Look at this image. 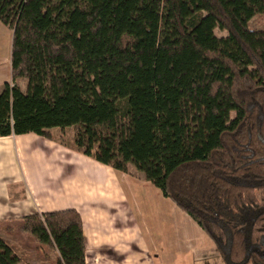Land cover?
Masks as SVG:
<instances>
[{"label":"trees","instance_id":"obj_1","mask_svg":"<svg viewBox=\"0 0 264 264\" xmlns=\"http://www.w3.org/2000/svg\"><path fill=\"white\" fill-rule=\"evenodd\" d=\"M263 14L264 0H0V137L75 127L70 146L142 172L225 264H264V29L250 26ZM23 222L55 264H87L77 209ZM20 261L0 235V264Z\"/></svg>","mask_w":264,"mask_h":264},{"label":"crops","instance_id":"obj_2","mask_svg":"<svg viewBox=\"0 0 264 264\" xmlns=\"http://www.w3.org/2000/svg\"><path fill=\"white\" fill-rule=\"evenodd\" d=\"M6 27L13 41V30ZM11 54L9 46L0 52V91L12 82ZM25 83L18 80L22 89ZM56 130L64 131L52 128L53 135ZM71 139L33 132L0 137V222L75 208L84 221L87 264H225L212 239L177 205H170L169 215L163 213L162 218L157 213L151 218L136 215L139 200L134 203V192L129 194L133 185L151 190L153 202L170 199L142 172L133 166L123 172L101 163L70 146ZM107 203L119 208L111 214L102 206ZM161 221L172 232H164Z\"/></svg>","mask_w":264,"mask_h":264},{"label":"rangeland","instance_id":"obj_3","mask_svg":"<svg viewBox=\"0 0 264 264\" xmlns=\"http://www.w3.org/2000/svg\"><path fill=\"white\" fill-rule=\"evenodd\" d=\"M250 26L253 29H264V14L256 15L255 17H253L250 21ZM9 33L10 30L5 26V24L0 22V52L5 50L8 46L9 48H12V41H10ZM215 33L220 37L227 36V31L220 28H216ZM23 90H26V83L23 87ZM75 129V127H70L63 132L61 130H56V134L53 136L68 140L71 139V137L73 138ZM153 187L156 188V186L154 185ZM133 192L135 194V197H132L130 195L131 199L133 198L134 203L139 200V202H137L138 209H136L138 212L136 213V215L138 217H141L145 213L148 214V217L151 218V214L157 213V216L159 218H162L164 215L163 213L169 215L171 206L177 207L171 199H167V202H162V200L159 202H153L152 199L154 193L151 190L150 192L146 189L144 190V188H142V186L140 185H133L129 194H132ZM142 200L145 201L144 205L148 204L145 209L144 207H142ZM102 206L104 208H108L111 211V214L113 213V209L119 208V206L113 207V205H111L110 203ZM180 213L182 214L183 210ZM22 220L23 219H19L17 221L0 222V225L12 227L11 231H6L4 227L2 228V226H0V231L3 230L2 233L5 235L6 240L14 245L16 252L20 255L21 261L19 264H55L58 256L57 252L46 245H43L40 249L37 248L40 245L38 240L33 234L24 229V222ZM160 225L161 228L164 229V232H172V230H170L169 228V224L162 223L161 221Z\"/></svg>","mask_w":264,"mask_h":264}]
</instances>
